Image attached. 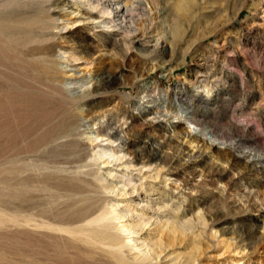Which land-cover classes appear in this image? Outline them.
<instances>
[{
    "label": "rangeland",
    "instance_id": "1",
    "mask_svg": "<svg viewBox=\"0 0 264 264\" xmlns=\"http://www.w3.org/2000/svg\"><path fill=\"white\" fill-rule=\"evenodd\" d=\"M114 1L0 0V264H264V0Z\"/></svg>",
    "mask_w": 264,
    "mask_h": 264
},
{
    "label": "bare ground",
    "instance_id": "2",
    "mask_svg": "<svg viewBox=\"0 0 264 264\" xmlns=\"http://www.w3.org/2000/svg\"><path fill=\"white\" fill-rule=\"evenodd\" d=\"M40 2L45 4V9L47 11V13H49V20H50V24L52 23L55 24L56 22L59 21H64V20H68L70 19L69 16H73L76 17V20L78 21H92L95 23H98L99 26L102 27H111L112 23L114 22L113 17L116 18H120V13L122 12V8H121V4L119 5V3L117 4V2H115L114 0H39ZM109 3V4H108ZM18 6V5H17ZM44 8V7H42ZM55 10H57L55 12ZM68 16V17H67ZM27 18V17H26ZM72 18V17H71ZM122 19V18H121ZM74 21V20H73ZM122 21V20H121ZM110 24V25H107ZM52 28H58L59 30L61 29V27L59 26H53ZM54 30V29H53ZM56 31V30H54ZM53 38V37H52ZM65 38V37H64ZM139 38V37H138ZM19 39V38H18ZM135 39V38H133ZM13 40V39H12ZM60 40V39H59ZM58 41V40H57ZM74 47V46H73ZM60 49H62L61 47H59L57 50L59 51ZM78 50V49H77ZM65 51L62 50L61 54H63ZM71 52V51H70ZM56 55V54H55ZM58 60L63 59L66 60V58H64V56H59L56 57ZM55 58V60H57ZM77 60V59H75ZM62 61V60H61ZM69 61V60H68ZM74 62V61H73ZM76 63V62H75ZM59 64V69H61V71L63 72V74H67V72H72L71 74H68V76L73 75L74 73H76L75 71H73L74 68H76L75 66L72 65H68V64H64L62 65L60 62H58ZM23 70V69H22ZM83 73V72H82ZM22 75V74H21ZM67 77H64L61 80V83L63 85L66 86V88L69 89L70 92H74V93H82L85 94V90L79 89L77 87V82L71 81L68 79ZM22 77V76H21ZM81 77V76H80ZM51 80V79H50ZM87 80V79H86ZM21 81V80H20ZM92 82V81H91ZM62 85V86H63ZM29 87V86H28ZM64 87V86H63ZM30 89V88H29ZM64 89V88H63ZM86 89V88H85ZM88 89V87H87ZM62 91V90H61ZM76 96V95H75ZM28 97V96H27ZM91 138V137H90ZM100 150V149H99ZM106 153V152H105ZM110 154V153H108ZM107 154V155H108ZM104 152L103 151H97V157L98 158H102L104 157ZM106 155V154H105ZM109 159V158H107ZM110 162V161H109ZM128 181V180H127ZM112 184V183H111ZM123 187L125 188L126 185H123ZM127 188V187H126ZM116 191V190H115ZM120 194V193H119ZM126 194V193H125ZM124 195V194H123ZM112 206V205H111ZM113 207V206H112ZM118 207V206H116ZM116 207H113L114 209ZM120 209V208H119ZM117 215V210L116 212L112 211V212H108L105 213L104 215L100 216L97 220L98 221H105L108 218ZM120 215V214H119ZM119 217V216H117ZM126 217V216H125ZM74 221V220H73ZM76 221V220H75ZM95 222V221H94ZM126 228V230H130L133 228V225L131 226V224H125L122 225L121 228ZM137 227V226H136ZM109 231V230H108ZM134 231V230H133ZM126 232V231H125ZM116 233V232H115ZM131 233V232H130ZM126 236V235H124ZM129 236V235H128ZM131 238V237H130ZM131 239L130 241L132 242ZM136 240H134L133 242L135 243ZM140 241V240H139ZM138 241V242H139ZM143 244V243H142ZM141 244V245H142ZM99 245V244H97ZM137 245V244H135ZM145 245V244H144ZM101 246V245H100ZM146 247V246H144ZM138 248V247H136ZM147 248V247H146ZM144 249V248H143ZM139 251V250H138ZM118 252V251H117ZM153 258V254L151 251L145 250V251H139L138 255L134 257L135 262H132V264H152L151 260Z\"/></svg>",
    "mask_w": 264,
    "mask_h": 264
}]
</instances>
